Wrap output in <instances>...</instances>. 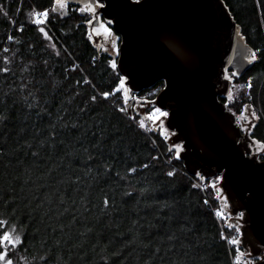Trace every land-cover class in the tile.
<instances>
[{"label":"trees","instance_id":"trees-1","mask_svg":"<svg viewBox=\"0 0 264 264\" xmlns=\"http://www.w3.org/2000/svg\"><path fill=\"white\" fill-rule=\"evenodd\" d=\"M57 2L0 0V235L22 231L0 253L12 264H241L215 180L189 173L132 114L92 17ZM225 2L256 57L228 108L252 104L264 141V0Z\"/></svg>","mask_w":264,"mask_h":264},{"label":"water","instance_id":"water-1","mask_svg":"<svg viewBox=\"0 0 264 264\" xmlns=\"http://www.w3.org/2000/svg\"><path fill=\"white\" fill-rule=\"evenodd\" d=\"M66 1L103 2V15L121 38L117 67L127 87L138 93L164 82L156 104L168 111L186 169L221 176L233 213H244L242 246L262 254L264 160L251 155L253 140L221 99L233 83L227 71L249 70L254 48L225 0ZM255 264H264V256Z\"/></svg>","mask_w":264,"mask_h":264},{"label":"rangeland","instance_id":"rangeland-1","mask_svg":"<svg viewBox=\"0 0 264 264\" xmlns=\"http://www.w3.org/2000/svg\"><path fill=\"white\" fill-rule=\"evenodd\" d=\"M57 3L61 10L66 7L65 1L58 0ZM39 15L42 19L44 18L43 15ZM91 19L93 20V17ZM109 23H111L109 20L104 19L100 21L97 26H92V24L90 23L91 38L104 51L112 52L114 56L118 57L121 38L120 35L109 26L111 25ZM226 75L233 81L231 91L227 95H225L228 99V101L226 102L228 105L230 102L235 101L240 97L241 91L247 89L248 83L240 79L238 77L239 75H237L236 72H232L231 74L227 72ZM122 88L124 89L123 94L126 103L131 105L134 101L133 106H129L132 114H140L142 117L141 120L143 124H150L152 128L159 129L164 135L168 137L169 141H172L171 143L176 148L177 153H180V150L182 149V144L173 142V131H170L166 124L167 115H160V112H165L168 114V111L161 109L156 104V96L159 93V90H157L158 88H153L151 89V91L144 93L132 92L131 89L127 87L125 83V78H123ZM247 94L248 93L246 92L245 95ZM248 103L249 102H244L240 110L235 108H230V110H232L236 114V119L241 127L242 132L244 134L249 135L248 137H250L253 140V143L255 144L256 150H254L253 145L250 144L252 148L251 155H255L259 160H264V141L254 137L252 134L253 128L259 116L254 106ZM214 180L215 182H213V185L217 188L218 198L220 201L218 213H220L221 217L224 218V223L229 225L236 232L233 240L238 241V258L241 261V264H255L259 259L263 258L264 252L259 256H254L250 249L246 250L242 246V226L244 224V213H233L231 202L227 196V193L221 185V176H217V178ZM6 232L11 234L13 240H15L16 237H19V240L21 238L22 231L17 225L8 226ZM5 245L11 244L5 243Z\"/></svg>","mask_w":264,"mask_h":264},{"label":"flooded vegetation","instance_id":"flooded-vegetation-1","mask_svg":"<svg viewBox=\"0 0 264 264\" xmlns=\"http://www.w3.org/2000/svg\"><path fill=\"white\" fill-rule=\"evenodd\" d=\"M62 1H65V4H66V7L63 9L65 12H67L68 8H73L74 6H79V10L81 11L82 14H87L88 13L91 17H93V20L91 19V21H90L92 26H97L100 23V21H102L103 19L104 20H108L106 17H104V15H103V13L101 11V6L103 4V2H101V1L88 2L86 4H72V3H70V2H68L66 0H62ZM57 8H58V10H61V8L58 6V3H57ZM109 24H111L109 26L113 30H115L114 27H113L112 22L109 23ZM227 72H229V71H227ZM138 93H140V92H138ZM222 96H225V95H222Z\"/></svg>","mask_w":264,"mask_h":264},{"label":"snow or ice","instance_id":"snow-or-ice-1","mask_svg":"<svg viewBox=\"0 0 264 264\" xmlns=\"http://www.w3.org/2000/svg\"><path fill=\"white\" fill-rule=\"evenodd\" d=\"M44 15H46V13ZM255 58H256L255 53H253L252 59L254 60ZM113 67H115V65H113ZM105 96H107V94H105ZM93 99H95V98L93 97ZM160 115L166 116L167 113L160 112ZM141 126H143V125H141ZM169 175H172V173H169ZM105 204H107V201H105ZM231 242L234 244L238 243L237 240H233ZM5 243L18 244V243H20V240H19V237H16L15 240H13L11 234L8 232H5L2 235H0V247H2ZM6 257H7V252L0 253V261H5V264H12V261L10 259H6Z\"/></svg>","mask_w":264,"mask_h":264},{"label":"bare ground","instance_id":"bare-ground-1","mask_svg":"<svg viewBox=\"0 0 264 264\" xmlns=\"http://www.w3.org/2000/svg\"><path fill=\"white\" fill-rule=\"evenodd\" d=\"M158 93V92H157Z\"/></svg>","mask_w":264,"mask_h":264}]
</instances>
